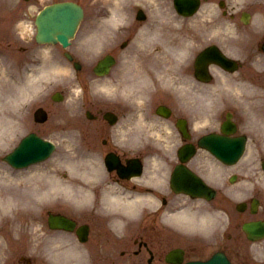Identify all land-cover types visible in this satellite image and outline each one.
<instances>
[{
    "label": "rangeland",
    "instance_id": "374dc122",
    "mask_svg": "<svg viewBox=\"0 0 264 264\" xmlns=\"http://www.w3.org/2000/svg\"><path fill=\"white\" fill-rule=\"evenodd\" d=\"M53 1L56 0H0V34L13 31V29L16 27L15 23L20 19V16H22L24 6L33 4L32 13H36L37 10L41 9L44 5ZM78 1L85 7L86 12L88 13L95 8H98L99 11L103 12L106 9L105 6L108 4L106 0ZM163 18L166 20L168 19V17ZM28 26L29 25L27 24L25 26V29H27ZM167 27L170 26L168 25ZM112 28L114 27L110 26V29ZM85 31L86 27L84 24L77 35L78 39H76V44L81 45L82 40L86 41V39L89 38L86 36ZM91 60L92 58H90V60H85V64L80 70H76L74 67H72L70 75H74V77L68 76V78L65 79L60 78L59 82H52L51 80H49L47 82L49 89L47 90L46 88H44V91H46V93H39V95L35 97L33 105L43 106L49 114L48 119L45 122L38 123L41 125L30 127L25 124V121H23V118H21L20 115L15 117L13 109H10V107L14 108V106H7V108L2 111V114L6 113L7 117L10 119H8L10 123V129L19 128L18 131L21 132L25 130L28 131L30 129L40 130L45 133L47 137H51L52 139L57 140L59 149L49 160L43 162L41 165L38 164L39 168L36 167L35 169H33V172L30 175L27 171L19 172V174L21 173V176L25 178H23L22 180L15 177L11 178L4 176L6 174L12 173V170H9V168H7V164H5L4 162L0 163V189H2L0 190V193H10L12 192L10 190H16V192L20 191L21 193L23 192L21 197H19V194H17V198L19 199H17L16 205H18L19 203L21 204L14 208V210L18 211L17 213L14 212L16 216L15 220H12V222H6L2 220L0 222L1 262L6 258L8 254H10L11 256L17 255L20 252L15 250H22L26 247L27 248L24 253H33V250L36 249V247H40L38 248L40 250L42 246L44 248H46V246H52V249H54V252L56 253L76 252L74 250H76L77 247L73 240H70L68 237L66 238V240L60 241L59 239H56V236L52 232L43 227L44 222L42 223V221L43 218H45V213H42L41 207H44V205L39 204L38 207H36L37 203L34 202L35 200L33 199V196L37 193L38 190L40 191L46 188H59V185L50 183V181L48 180L49 177L52 179L55 178L65 181L69 178L72 172L74 173L79 171L81 174L85 173L84 170H87L86 172L89 176H98L101 173L96 171L93 173L92 166L88 161L85 163L86 168L82 167L83 169L78 167H76L75 169V167L72 166V160L74 161V158H76L77 161V156L81 154L79 143L82 139V132L84 131V129L82 128L84 126L80 125V122H91V120L85 116V111L87 109H90L95 113L98 106L105 103V101L108 99V96L103 85L112 83L110 81V77L101 78L93 72V62H91ZM49 70L53 72H51L50 74H45L47 77H56L58 75V72H56V70ZM62 75L64 74L62 73ZM11 76L18 78L14 74H12ZM2 77L8 80L7 90L10 91L13 85L18 88H22L19 83L12 78H6L4 76ZM114 85H116L115 82ZM39 86L40 85H37L35 82H33V85L32 87H30V89L33 90L36 87L39 88ZM115 89L116 88H114L113 90ZM57 90H61L64 93V99L59 102L52 99V94ZM33 94H35V92H33ZM8 96L12 97L11 95ZM2 114L0 113L1 118H6V116ZM97 121L99 123H104L101 117L93 122ZM57 122H59V124ZM56 123L57 125H55ZM1 125L2 131L3 129L6 130L3 124ZM79 126L81 129L78 128ZM69 146L70 148H68L67 150V147ZM93 164L95 163L93 162ZM3 169L5 171H3ZM21 176L19 175V177ZM12 179H14V181ZM49 206H52V204L47 203L45 207ZM21 212L30 213L24 215V213ZM148 222L149 221L146 220V223ZM30 227H32L34 230L33 233L29 235L27 229ZM135 231L130 237L131 240L132 236L135 237L137 235V232ZM69 246H72L71 250H68ZM69 258L72 261L77 262V260L73 258V255L69 256Z\"/></svg>",
    "mask_w": 264,
    "mask_h": 264
},
{
    "label": "flooded vegetation",
    "instance_id": "af4514ba",
    "mask_svg": "<svg viewBox=\"0 0 264 264\" xmlns=\"http://www.w3.org/2000/svg\"><path fill=\"white\" fill-rule=\"evenodd\" d=\"M149 16L150 15L148 14V17L145 21L138 20L136 18L134 19V17L132 16L133 27H130L129 30H126L125 28L123 29V43L118 49V52H120L125 57H129V60L138 61L139 63H149L153 61L158 65V49L152 51L150 47L147 48L143 42L142 37V32L144 31V23L149 21ZM152 27H149L148 29ZM262 42L264 43V40H262ZM256 44L257 47L251 46L246 49L245 56L247 58L262 57L264 59V51L262 49V45H260L259 43ZM33 47L37 49L35 55H33L31 50L22 49L24 47L20 46L21 49H19V51L11 52L8 57L10 61L18 62V65L20 66V72L26 75L32 74V68H30L28 71L25 67L26 63H32L34 60L37 62V64H39L36 65L35 73L41 74L42 63L40 58L43 56V50L37 43H30V47L27 48ZM254 107L256 109L255 118L256 125H258V127H256L253 133L251 168L249 170L248 165L238 163L234 166L233 170L236 172L238 180L242 178L243 173L249 172L251 174L252 191L250 196L259 200V209L255 214H252V218L264 219V169L262 168L261 164V161L264 158V97H257L255 99ZM157 111L158 108H156V112ZM156 117V113L148 114L145 117L148 119L147 125L149 126V128L147 129V134H153L151 137H154L156 133V126L154 124V119ZM129 119L134 120L135 117L129 116ZM132 124H134L133 121ZM138 132L141 141L139 145L140 150H132L131 148L124 149L120 153L122 160L126 162L127 159L138 156L144 158L145 156H147L149 159L157 163L154 167L158 171V137H148L147 144H145V129L142 128L138 130ZM112 176L118 179V175L116 173H112ZM122 182L128 186L133 187L130 180H122ZM156 183L157 184L155 185L158 188V181ZM224 205V202H219L217 204V207H221ZM154 212H158V201L157 206L154 208ZM79 215L83 217H89L87 214L82 212H80ZM146 220H149V222L146 223ZM78 221L80 222L79 224L89 222L92 246L96 247V254L101 257L100 264H168L165 260L166 250L160 249L158 251V225L153 223L152 218H147L145 215H143L140 219H138L137 231L139 232V236L134 240V242L137 243L138 248L134 250L128 249L131 241L129 242L128 239H122L119 238L118 235H113V231L108 227L107 222L102 221L99 224H96L94 221ZM108 232L112 234L110 237ZM217 235V233L213 235L209 233L203 239L195 237L191 240H187L184 246L185 253L194 255H206V253L214 252V250H212L210 246V242L212 239H215ZM122 242H125L128 245L126 247L127 249L119 250L118 245L122 244ZM108 255H114L116 259L106 258V256ZM95 258H97V256ZM98 262L99 261H95L94 263Z\"/></svg>",
    "mask_w": 264,
    "mask_h": 264
},
{
    "label": "bare ground",
    "instance_id": "6f19581e",
    "mask_svg": "<svg viewBox=\"0 0 264 264\" xmlns=\"http://www.w3.org/2000/svg\"><path fill=\"white\" fill-rule=\"evenodd\" d=\"M114 5H115L114 7H118L119 6V2L117 0H115ZM115 15L116 14H114L113 17ZM179 47L187 49L186 45L185 46H179ZM166 49L176 50L177 46H174V44L173 45H167ZM47 53H49V52L46 51L45 54H47ZM49 66H50V64H46L47 68ZM54 68L58 72L68 74V70L69 69L67 67H64V66H62L60 64H54ZM6 83L7 82L3 78L0 77V91L2 92V94L4 96L7 93L6 92L7 91ZM103 87L109 89V87L107 85H103ZM17 91H18V89L14 88L12 90V93L15 94ZM0 104H3V102L0 101ZM1 124H3L4 128L6 129V130L3 129V132H2V128L0 126L1 137L2 138H7L9 136L12 137L14 135V133H13V129H10V123L7 120V117L1 120ZM72 166L75 167V169H76V167L81 168V169L86 168L85 167L86 166L85 163H81L80 161H76L75 158H74V161L72 160ZM42 176H44V175H42ZM12 180L14 181V179H12ZM48 180L50 181V183H53L54 185H59V188L57 186L58 189H48L47 191H43V192H51V191L56 192V191H59V190H64V191H67L69 193H74L72 196L74 198H76V200L78 199V200H82L84 202H89V201L92 200L93 187L91 186V188H90V186H89L90 184H88L87 180H82V178H79L77 175H75L73 173L65 181L64 180H58V179H55V178L52 179L50 177L48 178ZM80 180H81V182H80ZM79 185H81L82 188L78 187ZM0 190H2V189H0ZM39 197L41 199L44 198L43 195H39ZM39 197L34 195L33 199L34 198L40 199ZM144 197H147V196H142V198H140V199L142 200ZM16 198H17V196L15 194L11 193V192L10 193H4V192L0 193V216L2 215L1 219H4L5 217L11 216V214L13 212V209L16 206ZM107 198L108 199H104L103 198L102 205L104 206L105 204H108L110 202L112 208L119 207L121 205L122 199H123L121 194L115 193V192H112V194L108 195ZM120 207H122V206H120ZM7 210H9V211L12 210V211L7 212V213L4 214V212L7 211ZM186 214H187L186 210H181V211L174 212V214H172L171 216L173 218L176 217V219H178L179 217L181 219H183L182 216H184ZM183 220H185V219H183ZM185 221H187V220H185ZM79 263H81V262H79Z\"/></svg>",
    "mask_w": 264,
    "mask_h": 264
},
{
    "label": "water",
    "instance_id": "95a60500",
    "mask_svg": "<svg viewBox=\"0 0 264 264\" xmlns=\"http://www.w3.org/2000/svg\"><path fill=\"white\" fill-rule=\"evenodd\" d=\"M65 7L71 11H73V15H68V21H66L62 16H65L62 10L64 7L61 6H50L49 8H46L44 12L42 13L41 17L39 18V28L41 30L40 32V37L41 38H54V34L56 33L57 30H61L64 32L62 35L66 34H72L74 31V28L76 27V24L78 22V19L80 17L79 14L81 11L76 8L74 4H66ZM75 12V13H74ZM49 18V19H48ZM47 19V22H46ZM52 20H54V23H52ZM47 23V26H44ZM48 149L47 146H44V151ZM24 154V150L22 151ZM48 153V152H47ZM42 154H45L43 152ZM18 155H15L14 158H18Z\"/></svg>",
    "mask_w": 264,
    "mask_h": 264
}]
</instances>
